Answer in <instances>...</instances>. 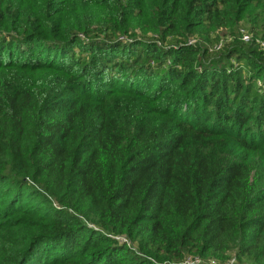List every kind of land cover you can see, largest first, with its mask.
Here are the masks:
<instances>
[{
	"label": "trees",
	"instance_id": "obj_1",
	"mask_svg": "<svg viewBox=\"0 0 264 264\" xmlns=\"http://www.w3.org/2000/svg\"><path fill=\"white\" fill-rule=\"evenodd\" d=\"M262 41L264 0H0V264H264Z\"/></svg>",
	"mask_w": 264,
	"mask_h": 264
},
{
	"label": "built area",
	"instance_id": "obj_2",
	"mask_svg": "<svg viewBox=\"0 0 264 264\" xmlns=\"http://www.w3.org/2000/svg\"><path fill=\"white\" fill-rule=\"evenodd\" d=\"M250 36L248 33H242V38L243 39H248ZM262 44L264 45V41H262ZM233 261L231 260H228ZM228 261L226 262H221L215 259H209L206 261H204V259H201L199 256H193V255H189L186 256L185 259L183 260V262H185L186 264H229Z\"/></svg>",
	"mask_w": 264,
	"mask_h": 264
},
{
	"label": "rangeland",
	"instance_id": "obj_3",
	"mask_svg": "<svg viewBox=\"0 0 264 264\" xmlns=\"http://www.w3.org/2000/svg\"><path fill=\"white\" fill-rule=\"evenodd\" d=\"M244 30V29H243ZM224 31V30H223ZM242 33H247V31H242ZM248 33L250 34V32L248 31ZM223 36L224 35H222V39H223V41L225 40L224 38H223ZM228 37H230L229 35H228ZM222 42V41H221ZM204 261H206L207 262V260L206 259H204ZM228 263L229 264H238V263H236V262H234V261H228ZM240 264V263H239Z\"/></svg>",
	"mask_w": 264,
	"mask_h": 264
}]
</instances>
